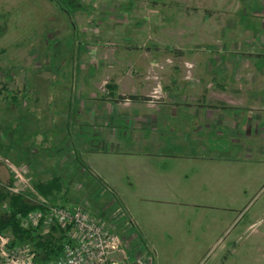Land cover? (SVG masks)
Returning a JSON list of instances; mask_svg holds the SVG:
<instances>
[{
    "label": "rangeland",
    "instance_id": "374dc122",
    "mask_svg": "<svg viewBox=\"0 0 264 264\" xmlns=\"http://www.w3.org/2000/svg\"><path fill=\"white\" fill-rule=\"evenodd\" d=\"M237 2L0 0V72L17 68L11 79L0 73V89L6 82L11 90H1L0 120L11 118L12 114L16 116L27 105L39 112L29 113L32 123L40 125L36 120L39 114L43 116L40 121L45 127L38 130L39 136L26 139L18 148L25 161L27 157L34 158V151H38L40 165L36 169L31 166L32 190L35 185L45 183L44 177H50L53 172L67 178L66 182L72 180L70 192L63 191L62 195L51 193L42 197L32 192L34 204L44 200L67 209L81 208L104 218L107 225L111 222L107 226L100 220L125 240V247L127 240L130 252L125 253L130 259L136 257L132 246L144 234L155 246L157 264H205L207 259L216 257L235 259L240 264H264V99H261L264 93H255L264 86V71L251 70L257 57L264 59V55L255 53L250 45L247 50L252 54L237 51L234 59L229 57L233 53L229 51L236 42L243 41V35L236 36V42H223L219 38L221 24L237 17L234 14ZM24 67L31 69V80ZM33 79L44 84L35 88L41 97L35 106L21 98L23 90L32 91L25 82ZM11 92L19 94L21 109L9 101ZM130 96L140 101L128 102ZM72 98L79 105L81 100L85 104L95 99L116 100L115 109L127 110L129 123L135 130L123 119L111 122L113 128L110 124L103 128L115 134L113 140L108 139V145L127 152L136 153L145 145L141 135L154 141L149 138L152 127H141L140 120L152 119L153 124H158V134L169 133L177 120L195 122L191 113L176 114L173 118L176 106L167 105L171 99L200 102L207 110H213L215 116L221 107L217 104L222 103L225 108L233 109L229 114L221 108V115L232 121L230 126L236 120L234 117H239L237 125L242 127L231 136H226L223 130H219L222 136L207 131L208 144L190 143L195 151L189 155V162L176 172L178 183L171 188L160 187L163 193L171 195L166 197L170 203L148 204L156 217L142 210L143 214H137L135 226L129 223L122 201L139 197L140 187L125 179L110 189L105 188L83 167L85 150L102 153L107 139L100 134L102 123L91 127L82 120L77 128L76 117L66 124L60 122L62 116L68 118L73 114L61 101L68 103L70 99L71 103ZM166 106L168 111L164 110ZM74 109L81 110L79 106ZM160 121L164 122L163 126ZM32 133L29 130L26 135ZM160 142L169 147L173 139L166 134ZM2 143L10 144L8 140ZM60 150L66 152L70 164L67 170L76 167L75 172H69L70 178L64 176L68 172L60 164ZM118 164L121 177L126 165L121 160ZM0 167L6 173L0 182L5 184L9 171L1 162ZM234 197L241 198L234 200ZM111 200L114 203L107 208ZM220 209L229 210L227 216ZM253 223L256 227L246 231ZM225 224L230 225L229 230L220 232ZM135 235L137 239L132 238ZM239 237L237 243L235 239ZM147 252L151 256L143 254L141 260L151 257L153 262L154 254ZM122 258L120 253L115 256L119 262Z\"/></svg>",
    "mask_w": 264,
    "mask_h": 264
},
{
    "label": "crops",
    "instance_id": "0c3cea01",
    "mask_svg": "<svg viewBox=\"0 0 264 264\" xmlns=\"http://www.w3.org/2000/svg\"><path fill=\"white\" fill-rule=\"evenodd\" d=\"M235 5L237 9L235 11L236 13L234 14L237 15V17L234 20H227L221 24V27H223V29L220 30L219 38L223 42L225 41L226 42L227 41L236 42L238 41L237 40L238 38L236 37L238 35H243L244 38H243V41L241 42L238 41L236 42L237 44L235 43V45L233 46V49L229 51L230 53L233 52L235 54L232 53V55H230L229 57L236 59V52L241 51V50L243 51L242 53L252 54L250 52L248 53V50H247V47L250 45L252 46V49L255 51V53L264 55V0H238V2L235 3ZM55 6L57 5L55 4ZM226 47L227 46L225 45L224 49H226ZM256 60L257 61H255V64L253 68H251V70H253L254 73L263 72L264 71V59L257 57ZM234 62L235 63L233 66V70H235V73H236V68H237L236 63L237 62L236 61ZM23 69L25 70V72H27L28 70L27 73L30 78L32 76L31 69L29 67H24ZM37 69H40V68L37 67ZM16 70L11 68V71L4 72L2 69L0 73L4 74L5 78L11 79V77H14V73H17ZM43 72L44 71H42V73ZM216 74H218V72ZM219 80L222 81L223 79L220 78ZM6 84H7L6 82H3V85L0 89V93H1V90L4 88L9 89L8 86H6ZM25 85H29L32 91L30 92L29 89L28 90L25 89V91L23 90V92L21 93L22 94L21 98L25 100V103L32 101L34 106L37 105L41 97L37 93H35V88L38 86L44 87V84L42 82L39 83L37 81H34L33 79V81L25 82ZM220 88L222 89V87ZM261 91H263L264 93V86L262 87L260 91L258 92L255 91V93L258 94ZM9 95H10L9 101H13L14 103H16L15 105L17 106V108L21 109L20 108L21 105L18 99L19 94H16V92L13 94V92H11ZM258 98L260 97L258 96ZM261 99H264V98H261ZM2 100L4 103L7 102L6 98H2ZM138 101L140 100L139 99L137 100L129 99L128 100V102H132V103H136ZM191 101L192 100L190 99L189 100L179 99V101L175 99H171L170 101H168V103L166 102L169 108L170 106L171 107L176 106L175 108L176 113L175 112L173 113V118H176L177 115L180 113L182 114L191 113L190 117H193V115L195 117V122L194 121L189 122V121H184V120L175 121L176 125L174 127H171L169 133H165L164 131H162L161 133L158 134V130H159L157 129L158 124L156 125L153 124L152 119L140 120L138 125H140L141 127H144V128L145 126L152 127L151 131L153 132H151V134L149 135V138L150 139L154 138V141L151 142L150 140H146L147 137H144V135L139 136L140 134L136 132V135L141 137V139H143L145 143V145L141 147L136 153L124 151L123 148H120V149L112 148L108 145V139L113 140L115 138V134H114V131H111L110 133L107 131H103V128H108L109 124L112 125L111 122L117 121L118 119H123V121L125 120L128 124H130L128 120L129 118L128 114H126L127 110H122V109L118 110L113 107L116 100L95 99V100H88V104H85L84 101L81 100L80 101L81 105L76 104L77 101L75 98H72L71 103H70V99L68 103H65L64 100L61 101L63 105L67 107L66 109L68 111L73 112V114L75 111L74 108L76 106H79L81 110L75 111V116H73V114L70 115V117L68 118L62 116L61 117L62 120L60 122L64 121L66 124V122L70 118L76 117L75 127L77 128L81 127L80 125L83 123L82 120H86L87 123L91 127H94L96 124H99V123L103 124L102 132L100 134L102 135L103 139H107L106 147L102 148L104 149V152L99 153V151L95 149H93L91 152L88 150H85L86 159L84 158L85 162L82 161V164L84 165L83 167L85 169L86 168L88 169V171L98 181V183H101V185L104 186L105 188L110 189L111 187L118 185L125 179L131 180V183H133V185L140 187L139 193H138L139 197L138 196L130 197L128 198V200H125V198H123V201L121 200L122 207H124V211L130 219L129 223L135 224V226H137V223H138L137 214L138 213L143 214L142 210H145L146 213H148L149 215L156 217V214L154 213V211H150L152 207H150L149 205L156 204L157 206H159L161 203L162 204L170 203L168 200L169 198H166V197H171V195L169 193H163V190L160 187L167 186L171 188L178 183V175L176 174V172H178V169L181 167L183 163L189 162V160L191 159V156L189 155L191 154V152L195 151V149H193L194 146L192 147L190 143H194L196 145V144H203V142H205L208 144L206 140L208 137L207 131L208 132L213 131L215 132L214 135L222 136L223 134L219 130H223L227 133L226 136H231L233 131H237L239 130V128L242 127L240 125H237V122L241 120L239 117H234V120L235 118L236 120L233 122L232 126H230V123H232V121L230 122L227 121V119H225L226 116L224 117V115H221L222 113L221 108H224L223 111H226L227 113L232 114L231 110L233 109L225 108L224 104L222 103L217 104V106H221V107H220V110H218L219 111L218 115L215 116L213 113V110H207V108H205V106L202 103L196 102L195 104V103H191ZM168 106L164 107V110L168 111L167 109ZM18 111L19 112H17L16 116H13L12 114L11 118L4 117V119H2L4 120V122L0 120V156H1L0 159L2 158L0 162L4 164L3 161L8 160L16 166L20 164L27 165L30 171L29 175L32 179L33 178L32 167L36 169L37 166L40 165V163L37 161V156L39 155L37 153L38 151L37 152L34 151L35 153L34 158L27 157L29 161L27 159L25 161L24 159H22L21 154H19L20 150L18 148L24 145V142L26 139L28 140L29 138L30 139L37 138L39 136V134L37 133L38 130L44 129L45 125H43L40 121L43 119L42 118L43 116L41 117V114H39L36 120L37 124L38 122H40V125H36L32 123L33 120L30 114L31 113L38 114L39 112H37V110L34 111V109L32 108L29 109L28 105L25 111L23 112H20L21 110H18ZM154 120L156 121V117L154 118ZM160 122H163V121H160ZM163 124L164 122L162 123V126ZM130 126L132 128L131 124ZM112 128H113V125H112ZM29 130L30 132H33L31 136L26 135V132ZM132 130H135V129L132 128ZM35 133L37 134L36 136H35ZM166 134H168L169 138L171 137V139H173L172 143L174 144V146L172 144V145H169V147H166L163 145V143L160 142V139L165 138ZM131 135H133V133ZM5 140H8L10 144L3 145L2 142ZM176 140L178 141L177 143H175ZM199 148H200V145H199ZM45 151L47 150L44 149L43 155H45ZM179 154H184V155H179ZM58 155H62L60 164L61 166L65 167L67 170V166L70 164L68 160L65 158L66 152L60 150L58 152ZM43 160H44V156H43ZM120 160L124 162L126 165V167H123L124 173L122 171L121 177L119 175L121 168H120V165L118 164V161ZM174 168L176 169L175 172L173 171ZM73 170H76L75 166L74 168L70 169V171L67 170L68 173L64 175L65 178L66 177L70 178L68 174L69 172ZM44 171H46L47 173V171L49 170L45 169ZM0 173H2L0 174V178L5 177L6 173L4 172V170L1 169V167H0ZM8 175L6 176L7 179L9 177ZM53 176H56L60 179V182L63 187V191L70 192L71 190L70 184L72 180H68L66 182L67 178L64 179L62 176H59L58 174H55L54 172L50 174V177H44L45 178L44 181L49 180ZM129 185L132 186V184H129ZM240 198L241 197H234V200L236 199L240 200ZM113 203L114 202L111 200V202L106 204L107 205L106 207L109 208ZM72 208H75V207H72ZM219 212L220 213L222 212L221 213L222 215L227 216L229 210L220 209ZM93 216H95L98 220H104V218H101V217L99 218V216H96V215H93ZM104 224L107 225L106 221ZM108 225H111V222ZM254 227H256V223H253L252 225H250L246 231H250V230L252 231ZM229 228H230V225L227 226L225 224L224 228L220 232L226 233L229 230ZM141 236H140L141 239L139 240V242L136 245L134 244V246L132 247L138 250V254L139 253L141 255L144 254L143 256H147V255L151 256L148 254L147 251H152V253L155 256L152 264H157L155 246L152 244V242H150V240H148L146 235L142 234ZM240 239H241L240 237L236 238L235 241L239 243ZM133 252L135 253V251ZM131 260H133V258ZM206 262L207 263L205 264H240V262L236 261L235 259H225L222 257H216L212 260L207 259Z\"/></svg>",
    "mask_w": 264,
    "mask_h": 264
},
{
    "label": "built area",
    "instance_id": "2783aa9c",
    "mask_svg": "<svg viewBox=\"0 0 264 264\" xmlns=\"http://www.w3.org/2000/svg\"><path fill=\"white\" fill-rule=\"evenodd\" d=\"M3 163L13 179L12 186L8 188L11 193L34 192L29 186L31 177L27 165L16 166L8 160ZM40 204L44 206L43 211L35 210L25 216H18L20 227L40 236L48 235L54 226L63 230L68 242L63 244L60 256L46 263H37L33 258L31 243H14L10 232H0V264H152L151 257L142 261L136 248H133L136 254L133 260L126 256L125 251L130 252L127 240L125 247V240L106 228L107 226L87 210L67 209L44 200H40ZM0 210L6 211V205H2ZM132 238L137 239V236ZM118 253L123 256L120 262L115 259Z\"/></svg>",
    "mask_w": 264,
    "mask_h": 264
},
{
    "label": "trees",
    "instance_id": "16d2710c",
    "mask_svg": "<svg viewBox=\"0 0 264 264\" xmlns=\"http://www.w3.org/2000/svg\"><path fill=\"white\" fill-rule=\"evenodd\" d=\"M129 99L137 100L139 98L130 96ZM12 183L13 179L10 175L5 184L0 182V209L2 205H6V211L1 212L0 210V232L9 231L14 238V243H31L35 262L46 263L55 260L60 256L63 244L68 242L65 232L57 226L52 227L46 236H40L33 231H24L20 227L18 216H25L35 210L43 211L44 206L39 202L34 204V196L30 191L19 192L18 194L11 193L8 188L12 186ZM33 191L42 197L51 196V193L62 195L63 187L60 179L53 176L45 183L41 182L35 185Z\"/></svg>",
    "mask_w": 264,
    "mask_h": 264
}]
</instances>
